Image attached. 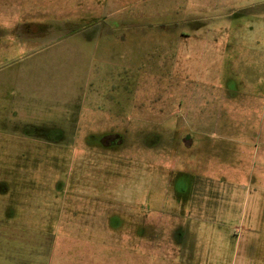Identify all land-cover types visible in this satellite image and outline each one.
<instances>
[{
  "label": "rangeland",
  "instance_id": "1",
  "mask_svg": "<svg viewBox=\"0 0 264 264\" xmlns=\"http://www.w3.org/2000/svg\"><path fill=\"white\" fill-rule=\"evenodd\" d=\"M4 1L0 264L157 262L154 246L174 259L181 233L194 256L221 257L223 244L230 257L241 228L264 227L253 211L264 188V0ZM28 32L38 39L26 48L49 57L36 72L55 108L16 118L34 98L12 87L16 75L30 83L15 71ZM83 33L101 37L81 45ZM117 51H133L132 68L111 62Z\"/></svg>",
  "mask_w": 264,
  "mask_h": 264
},
{
  "label": "crops",
  "instance_id": "2",
  "mask_svg": "<svg viewBox=\"0 0 264 264\" xmlns=\"http://www.w3.org/2000/svg\"><path fill=\"white\" fill-rule=\"evenodd\" d=\"M8 3L4 0H1V8H2V11H4L5 9H7L8 7ZM143 11V10H142ZM154 14V13H153ZM135 15H137V17H135ZM145 16H148L146 15L145 13L141 12V13H138V14H132V16H127L125 18H122L123 20L122 21H125L126 24L130 25L132 24V22H134L135 20H138L139 17H141L142 19L145 17ZM153 16H158V12L155 13V15ZM11 18V16H10ZM8 24L10 26H13V30H14V25H16V23H13V24H10V21L8 22ZM13 32V31H12ZM107 35V38L109 39H115L116 35L114 33H108L106 34ZM79 38L82 40V44L81 45H88L90 44V42L93 40L96 41L99 39L100 34H96V35H91L90 33H83V34H79L78 35ZM24 38V43H22V47L25 48L26 50H28V54L24 57L25 60L23 62H20L19 64H16L14 63V58H12L10 56L9 60H10V64H13V65H17V68H15L16 70L15 71H20V73L22 72H27V75L26 77H29L30 79V83L29 85H26V86H19L17 84V81L19 80V75H16L15 78H13V89L15 90H19V93L22 92L24 94H30V96H33L34 98H31L29 100H27V97L25 99H23V101L21 102H18V107L19 109L16 110V112L14 113V115L16 116V118L18 116L21 117V113L22 112H29V113H32V112H51V109L52 108H55L53 107L54 105L51 104V99L48 98V95H45L44 96V90L46 87V84H41L40 82L44 81V80H40L38 77H37V74H39V72H36L38 69H40L39 67H41L42 69L43 68H47L49 66V57L48 56H40V57H45V58H38V54L39 53H47L46 51H42V52H39L38 50H33V51H30V49H27L26 47L27 46H31V41H34L35 39H38L36 38L35 36L32 37V34H29V32L27 34H25L23 36ZM2 40V39H1ZM63 40V39H61ZM29 42V43H28ZM212 47V46H211ZM212 51H214V49H211ZM80 51V50H79ZM108 51H110L109 53H113V51L111 49H109ZM100 55L102 53V51L99 52ZM108 53V54H109ZM136 54H142V53H136ZM135 54V55H136ZM4 55H7V52L6 50H1V58L2 56ZM109 57L111 58V62L115 65V66H123V67H131L133 65L134 62H133V59H134V54H133V51L129 52V54H121L119 53V51H117V53H115L113 55V57L111 55H109ZM131 63V64H130ZM131 65V66H130ZM132 68V67H131ZM36 72V73H35ZM13 99V96L12 98ZM14 101L12 100L11 103H13ZM36 102H42L40 104H51V108H48L47 109H40V107H36L35 108V104ZM30 104L32 105V107L30 108H27L25 104ZM264 190V188H260V194L259 196H256V201L254 203V214L257 215V217H261L262 216V212H264V202H262V198L264 196V193H261L262 191ZM243 192L240 190L239 187H236L233 189V192L231 191H228L226 193V197L228 196L229 200H234L235 197H239ZM225 194V192L223 193V191L221 190V192H217L216 193V198H220L222 197V195ZM245 194V193H244ZM191 196V195H190ZM217 198V199H218ZM189 199H187L188 201ZM189 201H192V200H189ZM192 202H190L191 204ZM182 203H178V205L180 206ZM232 205H234V203L231 204L228 203V207H223L222 206V213L225 212V210H228ZM191 208L195 207L196 209L198 208H201L200 204L198 205L197 203H192L191 204ZM241 231H246L245 235H243L241 238H237V240L234 242V246L232 248V254L233 256H224L225 253L223 251V244H221V253L219 252L217 256H221V257H218V258H211V257H202V258H199L197 256H194V252H192L190 248H187V236L185 235L184 237V234L181 233V240L178 241V245L176 246V251L174 253V259H170L169 257H166L165 255H163L162 253L163 252V248L167 249L168 248V245L166 244H160V245H157V246H154V248H157V254L161 256L160 259L157 260V262H155V255L153 254H147L146 258L143 256L141 257L140 255L141 254H138L136 253L137 255H139V258H145L146 259V262L145 263H142L141 261H137V264H264V227L263 226H254V227H248V229H246V227L244 228H241ZM197 231H195L193 234H196ZM185 238V239H183ZM195 242V241H193ZM143 245V244H142ZM120 246V243L117 244V245H112V247L114 248H121ZM230 246V243H228L227 247ZM109 247V246H108ZM111 247V248H112ZM136 247V248H135ZM133 247V251L134 250H137V246ZM52 248H54V244H52ZM59 249H62V250H66L65 252H70L69 250L71 248L69 247H65V246H61V247H58ZM128 249V248H127ZM140 249V248H139ZM189 249V251L187 250ZM68 250V251H67ZM130 250V249H129ZM131 254H133L131 252ZM135 254V253H134ZM166 254V253H165ZM59 255H63V253H59ZM78 255L80 256L79 252H78ZM167 255V254H166ZM196 255V254H195ZM188 256V257H187ZM39 258H37L38 260ZM100 262V259L99 261L97 262V264H99ZM101 263V262H100ZM117 264H127V262H125L124 260L122 259H118L116 260ZM13 264H16V263H13ZM38 264V263H37ZM134 264V263H132Z\"/></svg>",
  "mask_w": 264,
  "mask_h": 264
}]
</instances>
